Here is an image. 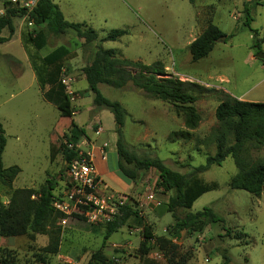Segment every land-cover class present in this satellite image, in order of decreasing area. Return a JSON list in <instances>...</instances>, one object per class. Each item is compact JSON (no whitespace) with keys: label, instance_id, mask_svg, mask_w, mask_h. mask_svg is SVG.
<instances>
[{"label":"rangeland","instance_id":"rangeland-1","mask_svg":"<svg viewBox=\"0 0 264 264\" xmlns=\"http://www.w3.org/2000/svg\"><path fill=\"white\" fill-rule=\"evenodd\" d=\"M258 1L264 3V0ZM5 2L9 0H0V8ZM253 2L70 0L71 10L76 13L74 23L87 20L86 10L96 12L94 20L87 23L97 32L98 40L87 44L73 30L54 35L42 26L48 37L43 50L37 51L30 43L24 46L30 59L31 56H47L63 45L75 53L62 75L66 91L71 92L72 118L62 117L55 106L44 100L49 87L31 86L26 65L14 67L0 56V124L7 138L3 163L5 168L17 166L21 169L14 189L38 190L48 179L62 189L68 165L60 152L61 144L67 143L74 122L84 131L83 137L90 145L86 148L92 145L93 152H98L104 160L102 164L95 156L96 168L111 187L120 191L113 183L121 179L117 170L118 136L114 116L108 110L93 109L94 94L83 76V69L91 63L100 46L106 50L116 49L124 58L147 65L162 62L169 74L178 78L188 75L198 80L193 83L210 90L200 94L194 92L199 96L194 106L202 121L196 130L190 131L189 139H183L172 135L186 131L183 115L174 104L153 99L132 86L121 90L100 86L101 93L111 101L119 102L127 113L123 135L130 152L140 158L158 157L170 169L182 174L206 164L207 156L216 152L213 134L219 123L214 107L223 97L208 89L202 81L219 75L242 89L259 81L258 66L262 67L263 62L256 58L251 33L243 26L245 9H249L257 24L261 23V37L264 38V6L260 8ZM15 22L18 24L19 18ZM211 24L216 25L225 34L222 38L226 39L217 42L207 58L193 62L189 44L201 37ZM122 29H126L128 35L116 42H100L111 31ZM26 30L23 26L22 35L27 33ZM8 34L7 31L5 36ZM252 55L255 57L251 59ZM262 78L264 69H261ZM261 83L260 91L256 87L251 97L261 93V103H264V82ZM253 156L258 158L264 154L253 151ZM236 173L233 159L228 158L222 166H213L198 175L204 183L217 184L218 188L204 194L190 211L196 213L209 207L224 220V223L209 224L201 233L174 232L175 219L167 213L166 204L175 192L160 189L157 185L159 173L152 169L143 173L137 183L123 180L130 185L123 192L140 197L126 224L107 241L104 240L105 225L99 226L100 232L94 234L82 214L76 213L68 219L66 226L57 221L55 228H49L46 235L0 236V261L10 264H89L92 254L100 251L111 264H172L180 260L184 264H264V194L256 198L246 191L232 190L229 182ZM12 191L0 184L2 205L9 204ZM151 194H154V202L146 200ZM190 211L181 209L176 215L183 218ZM145 229L152 239L145 237ZM227 231L231 234L227 235ZM240 233L245 234L242 239L236 237ZM55 241L59 243L58 253L48 254L45 249Z\"/></svg>","mask_w":264,"mask_h":264},{"label":"trees","instance_id":"trees-1","mask_svg":"<svg viewBox=\"0 0 264 264\" xmlns=\"http://www.w3.org/2000/svg\"><path fill=\"white\" fill-rule=\"evenodd\" d=\"M253 4L259 5L258 0ZM261 5H264L261 4ZM5 14L0 16V44L8 42L15 32L14 21L21 17V12L5 2ZM246 19L243 26L248 28L252 38V49L255 54L262 51L264 38L259 31L253 29V18L250 10L245 9ZM34 30L22 35L24 44L30 43L37 51H41L46 45L48 37L41 29L46 26L54 35H63L73 30L77 36L90 44L98 40L97 32L87 23H73L65 19L62 11L51 0H41L35 12L31 15ZM9 32V37H3L4 31ZM34 33V35H33ZM128 35L125 29L114 30L108 33L100 42H116ZM225 34L211 24L204 34L189 45V51L193 62L207 58L214 50L217 41ZM75 58V53L66 46H59L45 57L31 56V64L37 78L38 85L44 89L49 87L44 98L53 104L64 118H72L73 110L70 96L66 86L62 82L63 70L68 61ZM263 62V61H261ZM264 63V62H263ZM83 76L87 80L90 91L94 94L93 109L108 110L113 114L118 136L117 170L119 177L127 183H137L143 173L155 169L159 173L158 187L164 192H175L166 204V211L173 215L175 224L174 232L183 231L189 234L201 233L209 224L224 223L211 208L205 207L202 211L193 213L194 203L204 194L216 191L217 184H206L199 174H204L213 166H222L232 158L237 168L229 186L232 190L246 191L256 198L264 194V156L255 158L254 152L264 154V103L238 101L237 99L221 91L223 99L215 111V118L219 123L214 130L213 141L216 146L214 155L207 156L206 164L194 167L188 174H182L170 169L163 160L158 157L140 158L130 152L124 141L123 128L127 113L123 106L116 101L106 98L100 91L101 85H106L116 90L132 86L143 91L149 97L172 103L183 115L186 131L174 132V137L180 136L189 139L191 132L196 130L202 119L194 106L199 100L200 92H209L203 86L169 74L162 62L144 64L124 58L116 49H103L100 46L94 54L89 65L83 69ZM198 92V94H194ZM5 130L0 124V184L13 190L7 206L0 203V236L19 237L24 235H46L49 228H55L57 221L64 216L58 212L53 203L56 199L58 184L53 180H46L40 189H14L13 184L21 173L17 166L5 168L3 155L7 147ZM84 136V131L71 123V134L67 143L61 144V154L65 163L71 164L78 157L75 145ZM73 145V148H69ZM66 168L65 172H67ZM189 210L185 217L176 215L178 210ZM133 214L129 207L126 208L123 217L105 225L104 240L107 241L113 234L122 228ZM84 220V217L82 216ZM85 222V221H84ZM88 225V224H87ZM94 234L100 232L99 226L88 225ZM227 235L231 232L227 231ZM245 234L236 237L242 239ZM145 237L152 239V235L145 229ZM45 251L48 254H57L59 243L53 242ZM228 258L226 257V260ZM45 262H42L44 264ZM0 264H10L8 261H0ZM89 264H111L100 252L92 254ZM172 264H184L181 260Z\"/></svg>","mask_w":264,"mask_h":264},{"label":"built area","instance_id":"built-area-1","mask_svg":"<svg viewBox=\"0 0 264 264\" xmlns=\"http://www.w3.org/2000/svg\"><path fill=\"white\" fill-rule=\"evenodd\" d=\"M40 1L9 0L10 6L21 12V27L24 26L31 32L34 30L31 15ZM62 82L65 85V81ZM67 93L71 94L68 91ZM86 146L90 145L84 137L75 145L78 157L68 164L63 187L56 192L53 207L64 216L61 220L62 226H66L68 219L76 213H81L88 225H107L123 217L127 207L134 212L140 197L139 194L132 195L111 187L96 168L92 145L89 148ZM146 200L154 202V194L147 195Z\"/></svg>","mask_w":264,"mask_h":264},{"label":"crops","instance_id":"crops-1","mask_svg":"<svg viewBox=\"0 0 264 264\" xmlns=\"http://www.w3.org/2000/svg\"><path fill=\"white\" fill-rule=\"evenodd\" d=\"M51 1H53V3H55L56 5H58V7L62 11V13H63V15L67 21L73 22V23L75 22L73 20L76 19V17H75L76 13H75V11L71 10L70 0H51ZM259 5H260L259 6L260 8H261V6H264V5H261V3ZM76 9H78V8H76ZM86 13H87V17H86L87 20L80 21V22L87 23V21H88L91 23V21H93L94 18L96 17V12L91 11V10H86ZM4 14H5V7L2 5V7L0 8V16H3ZM90 23L89 24L87 23V24L92 26ZM252 24L254 25L253 29L258 30L259 34L261 36V23H260V25H258L257 22L253 19L251 26H252ZM14 27H15V32L11 36L10 40L4 44H0V56L4 60L10 61L12 63V66H14V67L21 65V64L26 65V70L29 71V74H30L29 80H30L31 86L37 85L38 88L40 89V86L38 85L37 78H36V75L34 73V70H33L32 64H31V60L29 58V55L27 54V51L25 49V46H24V43L22 40L23 37H22V31H21L22 27H21L20 20H19L18 24H16V22L14 21ZM6 33H7V31L5 30L2 34V36L3 37H9L10 36L9 34H8V36H5ZM238 48H239V46H237V49ZM246 49L248 50V52L253 53V51H251V49H249V48H246ZM262 50L264 51V49H262ZM253 57H255V56L254 55L250 56L251 59ZM258 68H259L258 71H260V72H258V80L259 81L256 82L255 84H253V86L250 88L242 89L239 87V85L235 86L236 84L232 86L233 82H231L229 79H226V78L219 76V75L209 76L206 81H202V82L205 84V86L208 89H213L215 91L224 92L225 94L230 95L231 97L237 99L238 101L261 103V93L259 94L258 97H254V98L251 97L253 90L257 87L260 91L261 84H262L261 81L264 82V78H262V80H261V69H264V63L262 64V67L260 65V66H258ZM180 79L182 81H189V82H193L194 80H196L193 77H190L188 75H185V78L180 77ZM196 81H198V80H196ZM208 82H211V83H208ZM227 86H230V87L228 88ZM43 98H44V96H43ZM44 100H45V98H44ZM46 102H48V101H46ZM51 105H53V104H51ZM218 105H219V102L217 101V103H215L214 113H215ZM101 163L103 164V162H101ZM113 183L122 192H123V190H126L130 186L121 179L114 180Z\"/></svg>","mask_w":264,"mask_h":264},{"label":"water","instance_id":"water-1","mask_svg":"<svg viewBox=\"0 0 264 264\" xmlns=\"http://www.w3.org/2000/svg\"><path fill=\"white\" fill-rule=\"evenodd\" d=\"M225 39H226V38H221V39H219L217 42H219L220 40H221V41H222V40H225ZM256 58H257L258 60L264 62V51H260V52H258V53L256 54ZM67 168H68V166H67Z\"/></svg>","mask_w":264,"mask_h":264},{"label":"bare ground","instance_id":"bare-ground-1","mask_svg":"<svg viewBox=\"0 0 264 264\" xmlns=\"http://www.w3.org/2000/svg\"><path fill=\"white\" fill-rule=\"evenodd\" d=\"M95 156H96V160H99V161H101V162H104V160H103L102 158H100L99 153L96 152V151H95ZM97 170H98V169H97ZM98 172H99V170H98ZM99 173H100V172H99Z\"/></svg>","mask_w":264,"mask_h":264}]
</instances>
